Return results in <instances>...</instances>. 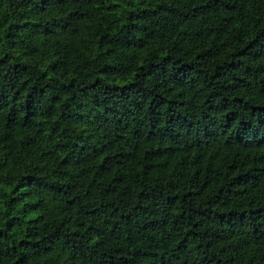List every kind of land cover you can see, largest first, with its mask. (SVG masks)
<instances>
[{"label":"trees","instance_id":"obj_1","mask_svg":"<svg viewBox=\"0 0 264 264\" xmlns=\"http://www.w3.org/2000/svg\"><path fill=\"white\" fill-rule=\"evenodd\" d=\"M0 264H264V0H0Z\"/></svg>","mask_w":264,"mask_h":264}]
</instances>
